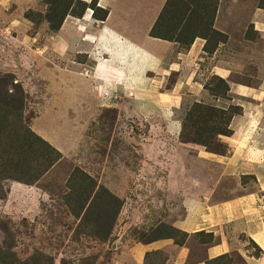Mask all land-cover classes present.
<instances>
[{
    "label": "rangeland",
    "instance_id": "374dc122",
    "mask_svg": "<svg viewBox=\"0 0 264 264\" xmlns=\"http://www.w3.org/2000/svg\"><path fill=\"white\" fill-rule=\"evenodd\" d=\"M218 2L214 28L225 34V43L208 54L211 40L210 52H205L201 38L188 48L138 38L144 49L157 54L163 70L182 67L183 78L161 70L135 72L130 84L124 77L109 83L92 80V58L100 55L94 45L88 47L85 29L76 21L81 18L67 15L73 19L53 31L44 19L48 10L43 0H0V78L9 93L21 90L29 127L61 154L34 185L6 182L7 193L0 198V264H166L168 256L174 257L168 264H184L178 258L182 255L193 264L208 249L227 251L209 264H247L248 257L260 255L233 224L248 215L264 223V158L257 169L244 164L261 150L251 148L252 143L246 149L234 145V155L220 139L229 136L216 138L213 129L208 131L209 148L190 139L195 109L223 110L227 120L231 106L253 98L219 96V76L206 73L211 65L229 67L232 76L223 80L264 89V9L258 8L264 0ZM234 64L241 70L234 73ZM258 95L264 108V91ZM186 121L189 129L183 135ZM214 122L202 125V134ZM241 125L234 115L229 128ZM242 139L245 145L247 139ZM75 167L122 201L106 240L78 228L79 220L64 203ZM191 179L194 190L189 189ZM223 202L234 211L214 209ZM183 217L201 225L202 232L189 238L176 229ZM167 235L171 238L161 244L163 249H154L152 239Z\"/></svg>",
    "mask_w": 264,
    "mask_h": 264
},
{
    "label": "trees",
    "instance_id": "16d2710c",
    "mask_svg": "<svg viewBox=\"0 0 264 264\" xmlns=\"http://www.w3.org/2000/svg\"><path fill=\"white\" fill-rule=\"evenodd\" d=\"M43 1L48 10L44 19L53 31L60 28L67 15L82 18L85 11L91 9L93 18L104 21L108 14L107 10L97 6L98 0H91L89 3L84 0ZM218 3V0H166L150 31V36L174 42L186 48L190 47L196 38L205 39V52H210L208 42L211 40L213 50L208 54H212L218 45L225 43L227 39L225 34L214 28ZM75 6L77 8L73 10ZM258 8L264 9V6L260 4ZM29 20L33 21L32 18ZM215 88V92L220 91L219 96L222 98L229 97V85L226 80L218 77ZM14 93L8 92L0 78V198H4L7 193L6 182L32 186L61 160V154L29 127L24 105L21 103V90L18 89ZM203 110L202 112L195 109V113L192 112L194 121L201 120V124L205 126L208 121L215 122L211 124L212 128H206L202 134L200 128L202 125L198 126L196 122L191 121L190 128H195L190 139L206 148L210 147V142L207 140L211 138L208 132L210 129H213L216 138L230 136L232 130L229 124L232 117L242 113L241 107L231 106L226 112L229 113L230 110L233 112L225 120L223 110L216 112L207 108ZM204 112L209 116L206 117ZM34 127L43 128L42 123ZM188 129L186 121L183 124L182 134L187 133ZM204 134L206 137L203 136ZM67 187L68 192L64 196V203L69 212L79 220L78 228L85 229L99 240H106L111 234L122 201L79 167H75L69 175ZM159 227H156L152 234H156ZM167 238L171 236H155L152 241ZM176 245H182V243L177 242ZM205 263L209 264L207 261ZM80 264L91 263L86 260Z\"/></svg>",
    "mask_w": 264,
    "mask_h": 264
},
{
    "label": "crops",
    "instance_id": "0c3cea01",
    "mask_svg": "<svg viewBox=\"0 0 264 264\" xmlns=\"http://www.w3.org/2000/svg\"><path fill=\"white\" fill-rule=\"evenodd\" d=\"M84 1L89 3L91 0ZM162 5L163 0H98L97 6L101 9L107 10L108 12L104 21L93 18L92 12L90 14L87 13L88 9L85 11L80 20H76L79 21V25L85 29L84 34H86L89 39L88 47H92L94 45L100 55L99 60L92 58V64H95L96 74V76L92 77V80L109 83L108 79L117 80L119 77H124L127 79L128 83L132 84L133 73L136 72L146 74L149 71L159 72L160 70L166 72L167 74L175 73L176 80L177 78H183V73L180 72L182 71V67L178 68V70H174V67H168L167 71H165L166 69L163 70L160 66L162 65V61H160L157 54H151V52L144 49L143 45H141L138 41V38H142L144 43L155 40L159 41L157 43L160 46L167 43V41L153 39L148 36V32L152 27L153 22L157 19ZM67 18L73 19L72 17H66L65 20H67ZM80 31L83 30L80 28ZM186 70L187 69L185 68L184 73ZM240 70L241 66L239 64H234L233 72L235 73ZM210 71L211 73L215 72V75L222 79H226L227 77L230 78L232 76H229L231 70L225 65H211L207 69L206 73L208 74ZM227 83L229 85V94H232L233 97H251L253 95V98H248L246 100V105L241 106L242 113L241 115H238V118L241 120V127L232 129L233 133L229 137H221V142L224 144L226 143V146L233 150L234 155H237L239 146L245 148V146H249L250 143H252L251 148H256L261 151H258V153L254 155H248L249 160L244 162V164L245 169L251 167L256 168L262 164L260 159L264 158V108L262 105V96L260 97L258 95L262 94L264 89L263 87L254 88L251 85L243 86L237 83H231L230 81H227ZM85 111L86 109L83 111V117H86ZM42 117H44V115ZM34 126H36V122H33V127ZM46 134L47 133H45V135ZM243 136L247 139L245 145V138L242 139ZM234 145H238V149H235L233 147ZM232 157L238 158L239 156ZM232 157H222V159H226L229 162L233 160ZM241 170L243 171V168H241ZM194 184L195 180L191 179L190 190L195 188L193 186ZM207 188L210 189V184H207ZM217 208L219 211L223 209L230 212L234 211L228 207L227 202L216 204L214 209ZM251 214L253 215V213ZM249 217L251 216L248 215L246 218L242 216L235 220L233 224L234 229H240L246 240H248L249 243H253L261 251V253H259L260 255L254 254V257H248L246 259L247 264H264V223L256 222L252 218L249 219ZM230 219L231 218L229 216L228 220ZM199 222L202 223V221ZM174 227L189 235V238L193 234L202 232L200 231L201 225H198V223L195 224L190 220H185L184 217L181 218ZM165 241H167V239L154 241L152 242V246L156 247L154 249L157 250L163 249L161 244ZM220 246L222 247V250H224V244L221 243ZM176 247L183 248L182 246ZM225 252L227 251H224L223 253ZM220 253L221 251H218L217 249H213L212 251L211 249H208L207 251H204V259L195 261L193 264H206L205 260L209 262L213 261L217 259L219 255L223 254ZM178 258L182 261V263L186 264L183 255ZM173 259V256H168L166 264Z\"/></svg>",
    "mask_w": 264,
    "mask_h": 264
},
{
    "label": "clouds",
    "instance_id": "9594fccd",
    "mask_svg": "<svg viewBox=\"0 0 264 264\" xmlns=\"http://www.w3.org/2000/svg\"><path fill=\"white\" fill-rule=\"evenodd\" d=\"M88 10H91V9H88ZM91 12H92V14H93V11L91 10ZM161 240H163V239H161ZM156 241H158V240H156ZM154 242V241H153ZM178 246H182V245H178ZM167 261V260H166Z\"/></svg>",
    "mask_w": 264,
    "mask_h": 264
},
{
    "label": "bare ground",
    "instance_id": "6f19581e",
    "mask_svg": "<svg viewBox=\"0 0 264 264\" xmlns=\"http://www.w3.org/2000/svg\"><path fill=\"white\" fill-rule=\"evenodd\" d=\"M87 13L89 14V13H91V11H90V10H88V11H87Z\"/></svg>",
    "mask_w": 264,
    "mask_h": 264
}]
</instances>
